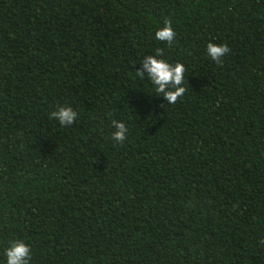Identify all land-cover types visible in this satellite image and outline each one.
Instances as JSON below:
<instances>
[{
  "label": "trees",
  "instance_id": "1",
  "mask_svg": "<svg viewBox=\"0 0 264 264\" xmlns=\"http://www.w3.org/2000/svg\"><path fill=\"white\" fill-rule=\"evenodd\" d=\"M157 49L175 105L136 75ZM16 240L30 264H264V0H0V264Z\"/></svg>",
  "mask_w": 264,
  "mask_h": 264
},
{
  "label": "clouds",
  "instance_id": "2",
  "mask_svg": "<svg viewBox=\"0 0 264 264\" xmlns=\"http://www.w3.org/2000/svg\"><path fill=\"white\" fill-rule=\"evenodd\" d=\"M176 38V33L170 20L165 21L164 26L155 32V39L171 46ZM207 53L212 61L218 65L223 64V57L230 53L227 44L217 45L209 43ZM162 49H157L154 56H147L140 64V69L136 75L144 77L145 75L154 86L158 97H163L167 104L175 105L183 97L186 88L183 87L186 68L181 63L175 65L166 62L163 57ZM51 118L57 120L64 127L71 126L78 118L77 112L71 107H60L57 111L51 113ZM112 126L115 131L112 139L118 144L126 141L128 128L122 122L113 120ZM7 264H30L32 259L30 247L23 241L16 240L11 242V246L5 252Z\"/></svg>",
  "mask_w": 264,
  "mask_h": 264
}]
</instances>
